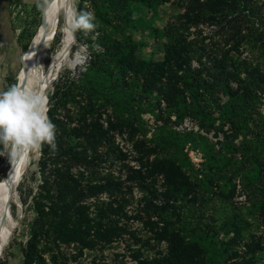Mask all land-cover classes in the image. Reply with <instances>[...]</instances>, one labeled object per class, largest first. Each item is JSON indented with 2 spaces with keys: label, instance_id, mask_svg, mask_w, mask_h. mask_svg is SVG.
I'll use <instances>...</instances> for the list:
<instances>
[{
  "label": "trees",
  "instance_id": "obj_1",
  "mask_svg": "<svg viewBox=\"0 0 264 264\" xmlns=\"http://www.w3.org/2000/svg\"><path fill=\"white\" fill-rule=\"evenodd\" d=\"M167 4L182 10L161 28L155 24L158 8ZM88 12L95 28L75 32L90 59L79 77H68L50 95L47 115L56 146L41 147L24 264H70L64 247L92 249L125 234L136 237L121 222L129 217V182L143 189L153 238L167 243L154 256L135 249L137 264H255L264 241L246 240L234 197L241 177L264 222V0H81L78 15ZM205 25L213 33L204 34ZM141 27L162 36L161 58L145 55ZM9 83L16 86V78ZM148 111L163 120L151 137L143 116ZM187 117L216 137L222 132L219 148L206 135L176 129ZM125 132L140 167L130 166L123 178L104 165L124 158L116 133ZM188 144L204 151L202 168L191 161ZM200 175L217 188L226 209L233 208L220 225L204 211L185 215L186 203L198 200ZM161 178L163 192L157 187ZM220 181L230 187L222 190ZM221 230L228 239L219 238ZM242 243L245 255L237 248Z\"/></svg>",
  "mask_w": 264,
  "mask_h": 264
},
{
  "label": "rangeland",
  "instance_id": "obj_2",
  "mask_svg": "<svg viewBox=\"0 0 264 264\" xmlns=\"http://www.w3.org/2000/svg\"><path fill=\"white\" fill-rule=\"evenodd\" d=\"M55 1H53L51 7ZM45 2L46 0H0V91H7L12 87L9 83L10 78L15 77L16 81L18 80L22 84L25 82L26 70L25 67L22 70V65L24 66V58L27 57L32 43L30 42L31 47L27 49L23 45L29 40V35L34 30H39L37 26V24L39 25V20L41 21L39 10L43 8ZM80 2L81 0H74L75 9L70 17L65 13L61 14L55 38L44 49L43 68L45 71H43L42 76L46 83H49L53 79L52 77H54V81L48 85V108L50 95L55 91L56 86L60 85L68 77H79L90 59L89 48L86 44L78 40L75 30H72L69 24V20L73 15L76 17L79 16L78 7ZM84 3L86 7H89L88 1ZM181 10L182 8L179 9L173 4L160 6L155 24L162 28L167 20L176 17ZM24 31L27 33L25 36H22ZM208 33H213V28L212 26L205 25L204 34ZM137 34L145 43L144 53L146 56L162 57L164 48L162 36L155 37L149 33V30H144L142 27L138 29ZM222 37L215 36V40L223 39ZM25 51L28 52L22 59V54ZM245 54L247 55L248 52ZM143 116L147 120L150 129L147 136L151 137L161 127L163 120H158L156 115L150 111L144 113ZM107 118V113H104L103 120L106 121ZM172 119H175V116ZM186 119V121L184 120L182 123L176 125V129L182 132L194 131L201 133L215 143L224 140V134L222 132L216 137L214 130L207 133L203 129H200L199 124L195 120L190 117ZM227 128L228 125L225 126V129ZM242 138L243 136L241 134L235 141L239 142ZM116 143L123 149L125 153L124 158H116L113 165L105 164L104 166L106 167V171L112 170L116 174H120L123 178H126L130 166L139 169L140 163L137 159L139 153L127 132L124 134L116 133ZM219 146L217 144L216 147L219 148ZM3 150L4 154L2 156L0 155V181L9 173L12 159L10 148L6 149L3 145ZM185 150L188 152L195 167L202 168V163L205 160L204 151L195 149L190 144L186 146ZM40 156L41 149L36 153L32 166L25 173L21 181L18 189L19 202L10 204L12 215L19 219V223L8 237L4 246L5 250L0 255V264H3L5 261L7 264H24L23 247L28 239L29 223L34 216L32 209L33 196L37 193L39 184L41 183L39 173ZM3 162L4 165H2ZM186 169L188 168L186 167ZM196 181L201 186L198 200L195 204L186 203L184 207L185 215L195 216L200 211H204L207 215L216 216L218 225L229 220V217L232 216L233 208L226 209V203L220 199L217 193H214L217 188L210 186L204 175H200ZM162 182L161 178L157 184L160 192L164 191ZM129 183L133 186L132 191L128 194L126 206L129 217H124L121 222L128 224L129 229L136 232V237L125 234L111 244L98 245L92 249L85 248L81 250L74 245L64 247L70 264H135L131 258H133L134 250L137 248L142 249L148 256L158 255L166 251L167 243L158 244L153 238L154 231L147 223L148 216L143 209V189L136 182ZM220 183L222 190H227L230 187L226 183L222 184V181ZM236 184L235 206L239 208L243 224L247 225L244 231L246 240L252 239L253 236H261V239L264 241L263 219L259 215L257 207L254 206L253 199H249L248 192L242 184L241 177L236 179ZM158 201L161 202L162 200L159 198ZM157 219L155 215L152 220ZM228 237L224 230H221L219 238L228 239ZM148 238H151L150 245H145L144 242ZM237 248L242 255H245L243 243L237 246ZM255 264H264L263 252L258 253Z\"/></svg>",
  "mask_w": 264,
  "mask_h": 264
},
{
  "label": "clouds",
  "instance_id": "obj_3",
  "mask_svg": "<svg viewBox=\"0 0 264 264\" xmlns=\"http://www.w3.org/2000/svg\"><path fill=\"white\" fill-rule=\"evenodd\" d=\"M90 12L73 15L72 30L95 28ZM48 99L32 89L12 86L0 91V144L10 148L13 159H25L30 152H39L44 143L55 148V125L49 120Z\"/></svg>",
  "mask_w": 264,
  "mask_h": 264
},
{
  "label": "bare ground",
  "instance_id": "obj_4",
  "mask_svg": "<svg viewBox=\"0 0 264 264\" xmlns=\"http://www.w3.org/2000/svg\"><path fill=\"white\" fill-rule=\"evenodd\" d=\"M51 5L48 6L45 14L48 37L41 52V59L37 60L35 51L33 49V46L38 42L43 33L42 28L39 27L37 34L31 40L32 47L30 48L27 57L24 58L26 76L25 82L21 86V88H28L41 93L42 95L46 96L47 99L48 85L54 81V77H52L53 79L50 80L49 83H46L44 77L42 76L43 71H45L43 68L44 49L47 44L55 38L61 14L65 13L70 17L75 9L74 0H56L52 7ZM36 153L37 152L28 153L25 159H20L19 157L15 159L12 158L9 173H7V180L3 178L0 181V255L3 254L5 250L4 246L8 240L10 233L19 223V219L12 215L10 204L19 202V186L25 173L32 166ZM8 199L9 211L7 213L6 222L3 224L2 220L3 216L6 214Z\"/></svg>",
  "mask_w": 264,
  "mask_h": 264
},
{
  "label": "water",
  "instance_id": "obj_5",
  "mask_svg": "<svg viewBox=\"0 0 264 264\" xmlns=\"http://www.w3.org/2000/svg\"><path fill=\"white\" fill-rule=\"evenodd\" d=\"M53 1L54 0H46L44 6L42 8L41 24H40L41 26L40 27L42 28L43 33H42V36L40 37V39L38 40V42L33 46L34 47L33 49L35 51V56H36L37 60H40L41 59V52H42V49L45 46V43H46V40H47V37H48L47 36V34H48V32H47V24H46V19H45L46 9L48 8L49 5H51L53 3ZM28 47H31V44ZM28 51H25L22 54V59H23L24 55ZM23 69H24V66L22 65V70ZM16 86L21 87L22 86V83L17 80ZM2 165H4V162L2 163ZM7 178H8V174L4 177V179L7 180ZM8 211H9V199H8V203H7V206H6V214L3 216V220H2L3 224L6 222Z\"/></svg>",
  "mask_w": 264,
  "mask_h": 264
},
{
  "label": "built area",
  "instance_id": "obj_6",
  "mask_svg": "<svg viewBox=\"0 0 264 264\" xmlns=\"http://www.w3.org/2000/svg\"><path fill=\"white\" fill-rule=\"evenodd\" d=\"M186 120H187V119H186ZM186 120H185V121H186ZM105 124L107 125L106 122H105ZM163 243H165V242H163ZM165 244H166V243H165ZM130 258H131V257H130ZM131 260L134 261L135 264H137V261H136L134 258H131ZM131 260H130V261H131Z\"/></svg>",
  "mask_w": 264,
  "mask_h": 264
}]
</instances>
